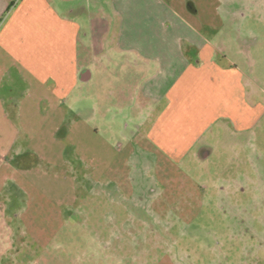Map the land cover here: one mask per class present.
<instances>
[{
	"label": "rangeland",
	"instance_id": "rangeland-1",
	"mask_svg": "<svg viewBox=\"0 0 264 264\" xmlns=\"http://www.w3.org/2000/svg\"><path fill=\"white\" fill-rule=\"evenodd\" d=\"M109 1L84 0V18ZM197 3L211 52L186 92L137 114L121 62L79 86L60 130L16 122L0 264H264V12L235 25Z\"/></svg>",
	"mask_w": 264,
	"mask_h": 264
},
{
	"label": "crops",
	"instance_id": "crops-1",
	"mask_svg": "<svg viewBox=\"0 0 264 264\" xmlns=\"http://www.w3.org/2000/svg\"><path fill=\"white\" fill-rule=\"evenodd\" d=\"M205 1L235 25L264 12V0ZM83 2L19 0L11 7L0 0V89H23L8 102L0 94V167L15 147L17 121L47 116L60 121V130L62 107L94 74L109 77L110 66L123 62L136 75L127 99L142 115L143 102L172 101L190 87L185 77L206 64L211 41L203 27L212 20L202 19L197 0L189 4L192 14L174 0H112L89 19Z\"/></svg>",
	"mask_w": 264,
	"mask_h": 264
},
{
	"label": "trees",
	"instance_id": "trees-1",
	"mask_svg": "<svg viewBox=\"0 0 264 264\" xmlns=\"http://www.w3.org/2000/svg\"><path fill=\"white\" fill-rule=\"evenodd\" d=\"M9 3H10V6H15L16 3L19 1V0H7Z\"/></svg>",
	"mask_w": 264,
	"mask_h": 264
}]
</instances>
